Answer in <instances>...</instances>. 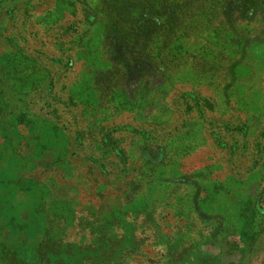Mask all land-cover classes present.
I'll return each instance as SVG.
<instances>
[{
    "label": "rangeland",
    "instance_id": "374dc122",
    "mask_svg": "<svg viewBox=\"0 0 264 264\" xmlns=\"http://www.w3.org/2000/svg\"><path fill=\"white\" fill-rule=\"evenodd\" d=\"M223 1L141 63L116 0H0V264H264V0Z\"/></svg>",
    "mask_w": 264,
    "mask_h": 264
},
{
    "label": "trees",
    "instance_id": "16d2710c",
    "mask_svg": "<svg viewBox=\"0 0 264 264\" xmlns=\"http://www.w3.org/2000/svg\"><path fill=\"white\" fill-rule=\"evenodd\" d=\"M188 0H116L112 3L118 21L116 31L120 32L119 47L124 44L130 47L129 52L136 61L150 63L151 54L148 48L158 31H181L188 23L183 21V15ZM214 9L217 0H212ZM239 0H224L222 14L228 17V10ZM259 0H242L240 4L245 10L259 6ZM264 4V3H263ZM181 21V22H180ZM185 22V23H183ZM181 28V29H180ZM117 47V45H116ZM117 49L116 54L120 51Z\"/></svg>",
    "mask_w": 264,
    "mask_h": 264
}]
</instances>
